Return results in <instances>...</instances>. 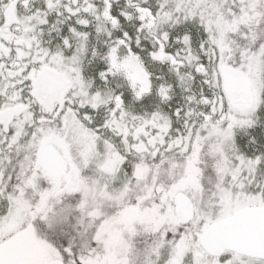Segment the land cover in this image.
Segmentation results:
<instances>
[{"label":"snow or ice","instance_id":"obj_1","mask_svg":"<svg viewBox=\"0 0 264 264\" xmlns=\"http://www.w3.org/2000/svg\"><path fill=\"white\" fill-rule=\"evenodd\" d=\"M0 264H264V0H0Z\"/></svg>","mask_w":264,"mask_h":264}]
</instances>
